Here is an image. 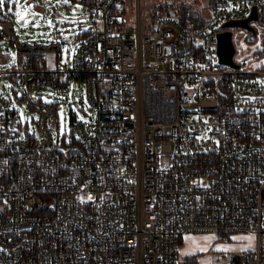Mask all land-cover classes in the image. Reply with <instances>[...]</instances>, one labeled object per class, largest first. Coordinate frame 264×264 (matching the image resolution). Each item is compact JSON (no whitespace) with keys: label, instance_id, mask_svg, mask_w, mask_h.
I'll return each instance as SVG.
<instances>
[{"label":"built area","instance_id":"obj_1","mask_svg":"<svg viewBox=\"0 0 264 264\" xmlns=\"http://www.w3.org/2000/svg\"><path fill=\"white\" fill-rule=\"evenodd\" d=\"M81 1L95 27L69 61L60 40H16L17 61L0 68L19 88L0 87V264H196L180 261L188 233H252L236 253L264 264V0H206L197 25L175 8L153 16L147 0ZM254 7V37L240 27L262 48L222 62L218 34L239 26L224 23ZM69 82L95 115L75 117L66 144L58 103L32 94Z\"/></svg>","mask_w":264,"mask_h":264},{"label":"rangeland","instance_id":"obj_2","mask_svg":"<svg viewBox=\"0 0 264 264\" xmlns=\"http://www.w3.org/2000/svg\"><path fill=\"white\" fill-rule=\"evenodd\" d=\"M161 2L164 0H148ZM199 5H205L206 0H195ZM126 7H129L126 5ZM11 18L14 36L6 35L0 45V68L12 66L19 51L16 40L19 42H48L62 41L61 61L67 62L74 53L84 32L95 27L94 16L88 11L81 0H2L0 2V19ZM258 27V24L255 23ZM246 28L235 27L233 42L237 49L235 58L239 62H249L258 48H262L260 38L250 41ZM52 55L48 56V64L52 65ZM262 59L251 61L248 67L254 68ZM0 87L14 91L19 89L14 80L0 76ZM33 97H42L44 101L58 103L54 118L53 132L56 138H63L70 144V131L74 118L88 121L95 115V110L88 106L84 86L81 82H69V90L59 93L52 89H42ZM15 106L21 111L23 119L31 116L27 100L14 99ZM64 146L63 149L67 148ZM256 244L252 233H237L225 240L214 233H188L182 236L180 245V261L187 256L195 260L196 264H223L232 254L243 248H252Z\"/></svg>","mask_w":264,"mask_h":264},{"label":"trees","instance_id":"obj_3","mask_svg":"<svg viewBox=\"0 0 264 264\" xmlns=\"http://www.w3.org/2000/svg\"><path fill=\"white\" fill-rule=\"evenodd\" d=\"M146 5L148 8L153 9V16L170 8H175L183 25H189L190 23L197 25L207 15L205 6L199 5L195 0H164L157 3L147 0Z\"/></svg>","mask_w":264,"mask_h":264},{"label":"water","instance_id":"obj_4","mask_svg":"<svg viewBox=\"0 0 264 264\" xmlns=\"http://www.w3.org/2000/svg\"><path fill=\"white\" fill-rule=\"evenodd\" d=\"M257 16L256 7L253 8V13L251 16L241 19V20H229L224 23L225 26L229 25H239L244 26L252 31L251 38L254 37L255 28L249 24L250 18H255ZM3 42V40L0 41V44ZM235 44L232 39V30H224L219 32L218 34V53L220 56V60L225 63H229L232 65H237L233 60V55L235 53ZM232 262H235L237 264L241 263V258L238 253H234L230 260L225 262L224 264H232Z\"/></svg>","mask_w":264,"mask_h":264},{"label":"flooded vegetation","instance_id":"obj_5","mask_svg":"<svg viewBox=\"0 0 264 264\" xmlns=\"http://www.w3.org/2000/svg\"><path fill=\"white\" fill-rule=\"evenodd\" d=\"M232 255H233V254H232ZM231 257H232V256H231ZM231 257H230V259H231ZM230 259H228V260H230ZM228 260H226V261H228ZM226 261H225V262H226Z\"/></svg>","mask_w":264,"mask_h":264},{"label":"snow or ice","instance_id":"obj_6","mask_svg":"<svg viewBox=\"0 0 264 264\" xmlns=\"http://www.w3.org/2000/svg\"><path fill=\"white\" fill-rule=\"evenodd\" d=\"M0 2H2V0H0Z\"/></svg>","mask_w":264,"mask_h":264}]
</instances>
